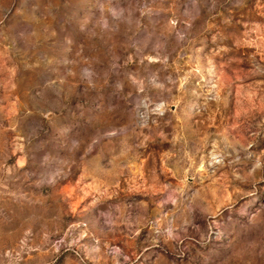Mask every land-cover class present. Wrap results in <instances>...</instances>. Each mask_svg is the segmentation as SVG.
<instances>
[{
	"label": "rangeland",
	"instance_id": "374dc122",
	"mask_svg": "<svg viewBox=\"0 0 264 264\" xmlns=\"http://www.w3.org/2000/svg\"><path fill=\"white\" fill-rule=\"evenodd\" d=\"M0 264H264V0H0Z\"/></svg>",
	"mask_w": 264,
	"mask_h": 264
}]
</instances>
